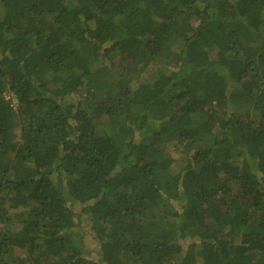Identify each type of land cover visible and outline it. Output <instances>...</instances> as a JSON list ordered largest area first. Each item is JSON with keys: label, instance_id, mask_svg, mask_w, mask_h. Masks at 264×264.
Segmentation results:
<instances>
[{"label": "trees", "instance_id": "16d2710c", "mask_svg": "<svg viewBox=\"0 0 264 264\" xmlns=\"http://www.w3.org/2000/svg\"><path fill=\"white\" fill-rule=\"evenodd\" d=\"M0 264H264V0H0Z\"/></svg>", "mask_w": 264, "mask_h": 264}, {"label": "rangeland", "instance_id": "374dc122", "mask_svg": "<svg viewBox=\"0 0 264 264\" xmlns=\"http://www.w3.org/2000/svg\"><path fill=\"white\" fill-rule=\"evenodd\" d=\"M5 97H6V98H8V96H7V95H6Z\"/></svg>", "mask_w": 264, "mask_h": 264}]
</instances>
